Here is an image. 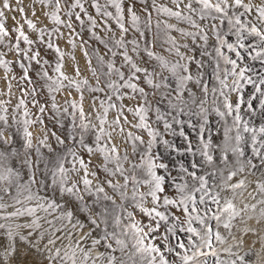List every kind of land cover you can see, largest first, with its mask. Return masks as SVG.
Segmentation results:
<instances>
[{"label": "snow or ice", "instance_id": "1", "mask_svg": "<svg viewBox=\"0 0 264 264\" xmlns=\"http://www.w3.org/2000/svg\"><path fill=\"white\" fill-rule=\"evenodd\" d=\"M0 70V264H264V0H0Z\"/></svg>", "mask_w": 264, "mask_h": 264}, {"label": "rangeland", "instance_id": "2", "mask_svg": "<svg viewBox=\"0 0 264 264\" xmlns=\"http://www.w3.org/2000/svg\"><path fill=\"white\" fill-rule=\"evenodd\" d=\"M28 2H29V0H25V4H26V5L28 4ZM12 5H13V7H15V0H12ZM6 15H7V17H8L7 22H6V26H7L9 29H11V28L14 26V24H15V22H14L13 19H12L13 16L16 17V20H17V21H19L20 23H23V21L20 19V15H19V13H17V12H7ZM29 18H32V17L29 16ZM24 30H25L26 32L29 31V30L27 29V25H24ZM85 37H87V34H86V33H85ZM32 38H33V39L35 38V34H32ZM60 46H61L63 49H65V51H68V45L66 44V38H65V40H61V41H60ZM75 54H76L77 60H79V61L81 62V65H83L84 61H83V59H82V57H81L80 51L77 50ZM17 71H19V70L17 69ZM0 75H3V71H2V70H0Z\"/></svg>", "mask_w": 264, "mask_h": 264}]
</instances>
